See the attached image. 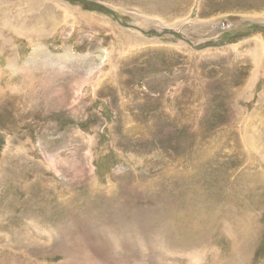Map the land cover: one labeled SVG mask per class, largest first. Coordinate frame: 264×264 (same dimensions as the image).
I'll return each mask as SVG.
<instances>
[{
	"label": "rangeland",
	"instance_id": "rangeland-1",
	"mask_svg": "<svg viewBox=\"0 0 264 264\" xmlns=\"http://www.w3.org/2000/svg\"><path fill=\"white\" fill-rule=\"evenodd\" d=\"M0 264H264V0H0Z\"/></svg>",
	"mask_w": 264,
	"mask_h": 264
},
{
	"label": "bare ground",
	"instance_id": "bare-ground-1",
	"mask_svg": "<svg viewBox=\"0 0 264 264\" xmlns=\"http://www.w3.org/2000/svg\"><path fill=\"white\" fill-rule=\"evenodd\" d=\"M30 8H32V9H34L35 8V5H30ZM65 11H68L69 12V10H65ZM7 12H9L8 10H7ZM72 12V11H71ZM261 59H262V57H261ZM260 63V62H259ZM156 213V212H155ZM100 214V213H99ZM124 218V217H123ZM241 222V221H240ZM167 226V225H166ZM89 227V226H88ZM95 227V226H94ZM154 227V226H153ZM170 230V229H169ZM94 235V234H93ZM80 242H82V241H80ZM90 242V241H89Z\"/></svg>",
	"mask_w": 264,
	"mask_h": 264
}]
</instances>
